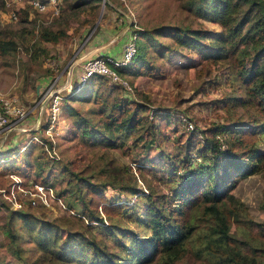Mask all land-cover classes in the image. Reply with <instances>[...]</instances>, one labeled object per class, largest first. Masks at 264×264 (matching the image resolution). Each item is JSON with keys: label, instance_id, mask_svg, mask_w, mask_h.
<instances>
[{"label": "trees", "instance_id": "1", "mask_svg": "<svg viewBox=\"0 0 264 264\" xmlns=\"http://www.w3.org/2000/svg\"><path fill=\"white\" fill-rule=\"evenodd\" d=\"M89 1L77 0L74 5ZM184 4L203 18L219 23L221 29L203 26L199 21L139 29L134 55L117 70L132 76L151 72L155 68L149 56L151 46L159 54L206 48L213 61L223 59L228 63V82L238 87L224 95L225 106L244 108L247 118L240 116L206 127L208 135L194 150L193 132L181 141L183 145L179 143L181 151L176 155L168 151L166 154L165 148L160 147L158 160H168L163 169L170 179L163 178L169 182L165 184L168 189L156 190L142 171L159 162L148 151L159 144L156 136L162 130L160 123L170 120L171 112L163 109V113L153 114L149 108L146 112L147 105L116 93L115 85H111L112 95L108 92L100 96L101 91L94 90L103 116L97 122L86 115L75 120L80 140L90 139L105 148L142 147L146 153L142 150L136 168L147 185H139L131 165L128 172H124L127 165L110 166L112 157L97 169L94 165L93 173L70 168L64 187L57 190V195L66 196V204L75 211L68 225L18 208L10 212L8 226L2 229L9 236V251L22 258L24 247L19 241L26 233L36 252L27 264H178L186 252L209 264H264V240L250 235L255 231L264 237V222L248 218L244 203L229 196L236 175L258 171L264 165V151L258 149L255 139L246 143L244 136L247 132L258 135V141L264 139V0H185ZM20 11L26 13L23 8ZM65 35L64 29L49 28L40 34L50 41ZM158 36L169 37L172 45L161 43ZM10 41L0 39V48L8 47ZM95 77L106 76H91ZM220 132L226 135L223 147L216 136ZM51 160L49 155L38 152L24 163L41 174L37 169L42 170L47 164L48 172H52ZM177 161L179 165H175ZM115 168V179L101 177ZM43 182L53 185L46 179ZM107 185H118L127 200L113 199L104 206V217L103 211L93 206L98 201L93 193L104 197L101 190ZM124 215L132 216L138 229L127 225ZM231 218L246 223L243 239L231 232ZM15 220H20L16 227Z\"/></svg>", "mask_w": 264, "mask_h": 264}, {"label": "rangeland", "instance_id": "2", "mask_svg": "<svg viewBox=\"0 0 264 264\" xmlns=\"http://www.w3.org/2000/svg\"><path fill=\"white\" fill-rule=\"evenodd\" d=\"M76 1L63 0L58 13L52 16L37 11L26 3L21 7L26 13L20 11V14L19 8L17 17H14L11 14L14 2L7 4L5 0H0V39H11L8 47L0 48V103L6 100L28 109L25 115L0 129V264H27L36 254L25 237L26 233H23L24 237L19 241L24 247L23 258L7 248L9 236L2 229L8 226L6 221L13 209L30 210L37 216L58 219L67 225L73 220L75 211L69 209L65 202L66 196L59 195V198L57 195V190L65 185L70 168L81 170V173H93L94 165V169H97L112 157L110 166L127 165L124 172H128V166L131 165L139 185L144 188L147 185L136 168V161L142 156V147L127 148L128 150L105 148L92 143L90 139L80 140V128L75 120L83 119V115H86L92 122H97L103 116L98 109L100 100L94 96V90H100V96H105L108 92L112 95L114 90H111V85H115L116 93L120 92L132 101L147 105L146 112L148 108L153 114L163 113V109L171 112V119L160 123L162 130L156 136L159 144L155 143L148 151L155 160L159 158L160 147L165 148L164 151L168 153H179V143L192 132L196 136L192 144L194 150L206 138L205 135H208L206 127L240 116L247 118L244 108L225 106L224 95L238 87L235 83L228 82V63L223 59L213 61L206 48L184 50L182 53L167 50L164 54H159L151 46L149 56L155 66L151 72L137 76L120 72L130 87L106 77H90L83 87L74 88V81L82 71V60L75 63L76 58L81 54L90 56L96 53L119 56L123 42L132 34L137 38L139 29L163 23L196 21L212 29H221L219 23L196 14L184 4L185 0H90L74 5ZM44 28L64 29L66 35L57 41L44 40L40 36ZM157 39L161 43L172 45V39L167 36H158ZM49 86L52 89L60 88L59 94H63V97L59 105L58 120L50 129H46L48 113L37 101ZM34 103H37L35 107ZM217 134L219 144L225 146L226 135L223 132ZM244 136L246 143L250 144L255 139L258 149L264 151V139L258 141V135H248L247 132ZM38 152L47 154L52 159L49 161L52 172H48V164L42 170L37 169L41 174L36 173L32 166H26V158ZM143 153L146 152L143 150ZM100 154L103 158L99 159ZM12 161H15L16 167L11 164ZM158 161L156 167L146 166L142 172L156 190H166L168 188L165 184L169 182L163 178H170L163 166L168 160ZM175 165H179V162ZM178 168L184 169L180 166ZM116 172L117 168L101 177L115 179ZM235 177L229 196L244 203L248 218L264 222V165L258 171ZM45 179L52 181V193L56 197L48 194L47 202L37 199L32 203L30 198L35 190L34 183L46 185L43 182ZM117 186L107 185L102 189L104 197L93 193L94 200H98L93 206H97L100 212L103 211L104 217V206L113 199L127 200L126 194ZM60 199L64 201L63 204ZM124 217L123 221L127 225L138 229L131 221L132 216ZM19 221L15 220L13 226L16 227ZM231 222V232L243 239L246 223L235 222L233 218ZM64 229L61 231L62 235L65 234ZM250 235L254 239L258 237L264 240L255 231L250 232ZM149 264H155V261ZM178 264L209 263L186 252L178 260Z\"/></svg>", "mask_w": 264, "mask_h": 264}, {"label": "built area", "instance_id": "3", "mask_svg": "<svg viewBox=\"0 0 264 264\" xmlns=\"http://www.w3.org/2000/svg\"><path fill=\"white\" fill-rule=\"evenodd\" d=\"M62 1L63 0H5L7 4L14 2L13 9H11V14L14 17H17V11L26 3L37 11L44 12L47 15L52 16L58 13L59 6ZM120 51L121 52L119 56H114L108 53H96L94 55H83L76 58L75 63L82 60V71L76 81H74L73 87L76 88L77 86H84L85 82H87V80L95 74H102L108 79L116 82H122L130 87V84L126 79L121 77L116 67L126 64L134 55L136 51L135 34H132L123 42V46ZM52 88V86H49L47 89H45V91L42 92V96L39 97L37 101L39 102V104L44 103L47 107L46 109L48 113V123H46V129H50L53 123L58 120L60 111L59 105L61 102V98L63 97V94H59L60 88ZM36 105L37 103H34L33 106L35 107ZM27 112L28 109L24 105L12 104L6 100L2 101L0 103V129L6 127L9 124H12L16 119L25 115ZM34 186L35 190L32 192L33 197L30 198V201L32 203H35L37 199H41L42 202H47L48 194L56 197L55 195H53L54 193H52V187L50 185L34 183ZM18 187L22 191L26 192V190L20 185H18ZM34 195H36V197H34ZM60 202L61 204H63L61 199Z\"/></svg>", "mask_w": 264, "mask_h": 264}, {"label": "crops", "instance_id": "4", "mask_svg": "<svg viewBox=\"0 0 264 264\" xmlns=\"http://www.w3.org/2000/svg\"><path fill=\"white\" fill-rule=\"evenodd\" d=\"M84 53V52H83ZM84 54H81L80 56H83ZM41 106V108H43L45 111H46V113H47V107L45 106V104L43 103V104H40Z\"/></svg>", "mask_w": 264, "mask_h": 264}]
</instances>
